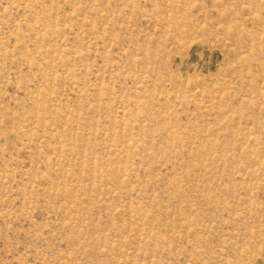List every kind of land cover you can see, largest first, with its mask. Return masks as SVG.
<instances>
[{
	"label": "rangeland",
	"instance_id": "374dc122",
	"mask_svg": "<svg viewBox=\"0 0 264 264\" xmlns=\"http://www.w3.org/2000/svg\"><path fill=\"white\" fill-rule=\"evenodd\" d=\"M0 264H264V0H0Z\"/></svg>",
	"mask_w": 264,
	"mask_h": 264
}]
</instances>
